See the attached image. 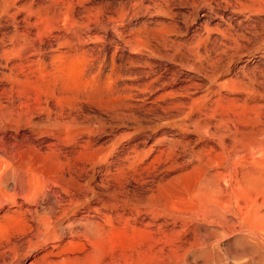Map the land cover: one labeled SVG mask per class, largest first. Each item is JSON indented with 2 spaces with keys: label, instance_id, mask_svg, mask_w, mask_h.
Masks as SVG:
<instances>
[{
  "label": "rangeland",
  "instance_id": "obj_1",
  "mask_svg": "<svg viewBox=\"0 0 264 264\" xmlns=\"http://www.w3.org/2000/svg\"><path fill=\"white\" fill-rule=\"evenodd\" d=\"M121 1L0 0V152L66 143L94 187L0 264H264V11ZM8 184L0 248L40 204Z\"/></svg>",
  "mask_w": 264,
  "mask_h": 264
},
{
  "label": "bare ground",
  "instance_id": "obj_2",
  "mask_svg": "<svg viewBox=\"0 0 264 264\" xmlns=\"http://www.w3.org/2000/svg\"><path fill=\"white\" fill-rule=\"evenodd\" d=\"M128 1L129 0H123L121 2L127 3ZM213 1H216L215 4L219 5L220 0L219 1L213 0ZM220 2L222 3V1H220ZM195 3H196V1L194 2V4ZM224 4H225V6H229L235 10H241V9L248 8L249 10H251L253 12H258V13L264 11V0H226V1H224ZM256 22H258V21L256 20ZM260 24L262 25L261 20H260ZM254 25L256 26V24H254ZM254 25H253V27H254ZM249 26H250L249 28H251V25H249ZM244 28H245V26H244ZM246 28H247V25H246ZM250 30H254V29L251 28ZM235 35L236 34H233V36L231 37V41L233 40V42H234L233 43L234 45H232V43H231V45L234 47V48H232V49H234L233 52L235 51V48L238 46L241 49L243 47V45H242L243 42L250 40V38H248V40H247V37H245L246 35L245 36L244 35L237 36L238 34L236 36ZM255 36H256V33H255ZM257 37L260 38L259 40L264 38V28L258 30V36ZM251 39H252V37H251ZM255 43H257V42H255ZM243 44H245V43H243ZM252 44L254 45V43H252ZM218 49H220V47ZM238 50H239V48H238ZM219 53L223 54L224 53L223 49H221V51ZM170 54L172 55V53H170ZM227 54H228V52H227ZM173 55H174V53H173ZM175 55H178V54H175ZM197 56L199 57V59L197 58L198 60L195 62H194V60L187 61L185 59H184V62L188 63V65H194V66L196 65L197 67H200L201 64L208 61L206 56H204V53L202 55L199 54ZM174 57L175 56H173V58ZM228 57H229V55H228ZM213 63H214V61H213ZM219 66H221V64ZM214 71H215V73L221 72L222 69H219V68L216 70L213 69V72ZM247 121H249L250 125H254L255 126L254 128L257 127L253 118L248 119ZM59 126H61V124H57V127H59ZM28 140H29V138H28ZM36 145H30V146H27L25 148H19V149H21V150H19L20 152L17 151L15 153L8 152V151L7 152L4 151L3 153L0 152L1 153L0 154V197H1V199L5 196L4 194L6 193V189H7V186L9 185L8 184L9 181H12V188L11 189L14 191V192H12V194H14L15 192L16 193L21 192L23 194L26 202L37 203V206L40 203L39 206L36 209H34L32 212L33 215H32V218L30 219L31 224H29L28 220L25 217V218L19 219L16 222H14L12 220L14 223H11L10 226L8 225L9 230H8V233L5 235V238H4V240L6 239V243H3L4 241H2V243L4 245H2V248H0L1 260L2 259L4 260L5 257L9 258V257H11V255L12 256L21 255V254L23 255L29 249H32L33 247L43 243L44 241H46L50 237L52 238V236H55L56 238H58L60 235L59 229L68 228L67 231L69 233H73L74 230H71L70 223H67V225L62 228L61 225H62L63 217L67 214L69 207H71V205L76 202L77 197H81L83 195L84 189H82V187H85L87 192L94 193V187L91 185L90 179L85 180V186H84V184L81 183L80 178L82 176V173H84V172L81 173L82 167L79 166V164H78L79 159L77 157L76 152L73 150H71L69 153H66L67 151L66 152L62 151V150H64V148L68 147V145L66 143L59 142L58 145L61 146L59 148L51 145V146H49L50 149L49 150L47 149V151L43 150V149L41 150V148H39ZM77 152H79V151L77 150ZM51 154H54V156H55L54 159L51 158V156H50ZM80 164H82V161L80 162ZM86 176H89V175L87 174ZM84 177H85V173H84ZM86 178H88V177H86ZM108 190H111V189H108ZM112 192L113 191L111 190V193ZM111 193H108V194H111ZM83 196L85 197V195H83ZM9 198H10V196H9ZM43 201H45V204L43 203L41 205V203ZM26 211H28V210H25V212ZM21 215L23 216L22 213H21ZM22 216H20V217H22ZM95 225H97V224H95ZM86 227L88 229L89 226H86ZM100 228L101 227H99V229ZM57 229H58V231H57ZM91 231H93L92 228H91ZM95 234H97V233H95ZM95 234H93L92 236H95ZM88 235H90V234H88ZM88 235H86V236L88 237ZM87 237H85V238H87ZM89 238L91 239L92 237L89 236ZM95 238H97V236ZM2 239L3 238H1V240ZM93 239L94 238H92V241H93ZM89 241L91 242V240H89ZM51 256H49V257H51ZM123 256H125V255L123 254ZM52 257H55V256H52ZM7 258H5V259H7ZM47 258H48V256H47ZM47 258H45L46 259L45 261H47L49 259V258L48 259ZM120 258H122V257H120ZM50 261H52V260L49 259V262ZM7 262H8V260H7Z\"/></svg>",
  "mask_w": 264,
  "mask_h": 264
}]
</instances>
